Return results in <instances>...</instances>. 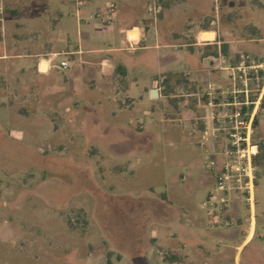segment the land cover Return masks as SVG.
<instances>
[{
    "label": "rangeland",
    "instance_id": "obj_1",
    "mask_svg": "<svg viewBox=\"0 0 264 264\" xmlns=\"http://www.w3.org/2000/svg\"><path fill=\"white\" fill-rule=\"evenodd\" d=\"M102 1L116 3L117 21L85 39L87 23L77 27L73 0H0V264H187L185 227L227 232L223 225L234 223L248 231L255 206L254 244L264 246V70L247 82L252 101L261 96L251 195L242 177V190L222 195L214 213L202 204L232 147L225 124L207 117L223 110L209 101H224L207 92L211 83L229 84L209 65L206 75L195 74L185 58L213 61L216 46L203 41L215 31L232 44L228 62L238 65L243 55L264 67V0H156L155 29L160 44L175 45L171 56L169 49L132 50L137 26L120 34L126 1L134 3V22L152 32L154 0ZM81 36L121 49L113 54L134 57L144 73L119 70L118 57L106 53L60 55L56 63L66 59L72 69L47 72L30 56L74 51ZM160 55L162 64H175L158 75ZM206 235L221 250L195 264H233V245ZM255 260L264 264V253Z\"/></svg>",
    "mask_w": 264,
    "mask_h": 264
},
{
    "label": "crops",
    "instance_id": "obj_2",
    "mask_svg": "<svg viewBox=\"0 0 264 264\" xmlns=\"http://www.w3.org/2000/svg\"><path fill=\"white\" fill-rule=\"evenodd\" d=\"M85 5L83 6H77L75 4V15H76V22H77V27L80 29L82 27V25H86L87 27V31L84 32V38L85 39H89L92 38L94 36H99L101 37L103 34L102 32L105 31V26L106 24L102 23L101 20L95 19L96 21H93L94 19L91 18V15H93L94 13H96L99 10H102L105 8V6H107L108 4H114L115 7L117 8V5L115 2H103L102 0H85ZM126 10L123 13L122 17V26H121V31L120 34L124 35V36H128V34L133 33L134 30L133 28L137 26L138 28V35L139 38L138 43L136 45V47H131L132 50L135 49L134 51H138V53L143 52V51H157L159 49H163V50H167L169 49V53H166L164 55H173L174 53L172 49L173 46H175L174 44H160V40H159V36H158V30H156V25H157V20L155 21L153 19V25L154 28L152 30V32H150L151 27L148 25H144L143 20H141L140 24H136V22H134V7L132 2L127 3L126 1ZM78 14V17H77ZM159 18H161V15H159ZM85 20V22H83ZM98 20V21H97ZM117 21V12L115 10V20L112 22H116ZM149 28V30L146 32L145 36L143 34L145 28ZM151 33V34H150ZM213 34V39L211 40L212 43L216 46V53H214L215 57L214 59H217L219 54L223 57L224 63H230L228 62V57H227V53L224 54L223 50H222V45H227V50L232 49V44L229 41L226 42H222L219 41L217 38V33L215 31L211 32ZM202 34V33H201ZM83 36H81L80 42H81V46L85 47L86 50H83V48L78 47L76 50L74 51H68V52H58L57 50H53V49H48L46 51H39V52H35L34 54L30 55L32 58H38L40 61H45L46 59H42L43 57H49L51 55L57 54V55H67V56H74V55H84V54H92V55H96V54H101V53H106L109 55H115L113 54L114 52H116L117 50H121V49H114V48H105V47H97L94 46L92 44L89 43H84L83 42ZM137 42V41H136ZM147 43V45H145ZM160 45L162 47H160ZM199 45V44H198ZM121 48V47H120ZM123 50V49H122ZM164 55H160L158 57V67L160 66V72H158V75L160 74H164L166 72L165 67L168 66H174L171 64H175V62L170 61L169 64H162L161 63V58ZM58 56V57H59ZM57 57V58H58ZM120 60L121 63H119L120 65L118 66V69L122 71H126L129 73L130 69L133 71H136V73L138 74H143V71H139L140 69V62H136L134 59V57L128 55V54H122V55H118L117 56ZM186 61L188 63V65L191 67V69H193L194 73L197 75H206L205 72V68H207L206 66H210L211 68H216L215 63H213L212 61H210V57H203V59H201L200 63H196L194 57L191 56H186ZM230 58V56H229ZM142 63V62H141ZM45 64V63H44ZM197 64L200 66V69L197 67ZM41 66V65H40ZM177 65H175L176 67ZM143 69V68H141ZM224 74V73H223ZM97 76H99L100 79H103L102 75H100L99 73H97ZM225 78L226 76L223 75ZM130 82L132 83V86H136L137 85V81H134V79H130ZM225 83H228L227 79L224 80ZM224 87L222 84H218V83H211L209 85V87ZM151 91V90H149ZM129 92V91H127ZM210 117V115L207 113V117ZM207 123V121H206ZM223 227H226L228 229H230L227 232H209V233H204L202 231H199L197 229L194 228H187L185 227L184 229V239H185V244H186V260H187V264H195L197 259L203 258V259H208L211 255V253H219L220 252V248L219 246H214V245H210L206 239H205V235L206 236H211L213 238L216 239H222L230 244L233 245V259L232 262L233 264H240V261L242 259H244L246 264H256V260L255 258H257L258 253L262 254L264 253V246H260L258 243L254 244V240L256 238L257 232H258V225H257V211H256V206L254 207V214L252 215V219L251 222L249 224V229L248 231H243L242 232V228L240 229L239 227H235L234 223L228 224L226 223L225 225H223ZM260 239H264V232L260 233L259 235ZM212 241V240H211ZM219 245V244H218ZM212 251V252H211ZM200 257V258H199ZM210 259V258H209Z\"/></svg>",
    "mask_w": 264,
    "mask_h": 264
},
{
    "label": "built area",
    "instance_id": "obj_3",
    "mask_svg": "<svg viewBox=\"0 0 264 264\" xmlns=\"http://www.w3.org/2000/svg\"><path fill=\"white\" fill-rule=\"evenodd\" d=\"M73 1H75L77 6H83L86 2L85 0ZM115 10L116 7L114 4H108L104 9L91 15V18L101 20L102 23L107 25L115 20ZM161 11L162 7L156 0L152 1L148 6V12L155 21L161 14ZM203 42L210 44L209 42H211V40H204ZM58 56L59 55L54 54L43 61L47 67L46 72L51 69H58L61 71H70L72 69V64L66 59L56 63ZM64 56L66 57L67 55L65 54ZM239 58L240 62L238 65H233L232 63L225 64L220 54L217 59L212 61L215 63L216 68L225 73L229 87H209L207 95L210 98H215L216 96V98H222L224 101L218 104L213 101L208 102V106H211L212 109H223L222 111L212 113L210 119L213 121L216 120L219 124H225V129L228 130L229 137L231 138L230 144L232 147L228 152L227 161L216 174L214 194L210 193L207 202L202 204V208L209 209L214 213H219L223 208L219 206L226 202V199L222 197V195H229L233 191L242 190V177L247 179L244 189L247 190L249 195H251L253 189L252 159L257 154V146L251 144V135L253 121L261 96H259L257 102L252 101V90L251 88L249 89L247 82L252 79V77L258 79V70H264L262 69L264 67L259 63H255L253 60L250 61L248 56L241 55ZM218 90L222 91L219 92ZM252 106L253 109L250 110ZM213 111L215 110L213 109ZM242 160L244 161V165H239ZM207 167L213 170L215 168V163L210 162Z\"/></svg>",
    "mask_w": 264,
    "mask_h": 264
},
{
    "label": "water",
    "instance_id": "obj_4",
    "mask_svg": "<svg viewBox=\"0 0 264 264\" xmlns=\"http://www.w3.org/2000/svg\"><path fill=\"white\" fill-rule=\"evenodd\" d=\"M150 97L151 98H157L158 97V90H151L150 91Z\"/></svg>",
    "mask_w": 264,
    "mask_h": 264
},
{
    "label": "trees",
    "instance_id": "obj_5",
    "mask_svg": "<svg viewBox=\"0 0 264 264\" xmlns=\"http://www.w3.org/2000/svg\"><path fill=\"white\" fill-rule=\"evenodd\" d=\"M222 50H223V53L226 54V53H227V46L222 45ZM121 70H122V69H121Z\"/></svg>",
    "mask_w": 264,
    "mask_h": 264
}]
</instances>
